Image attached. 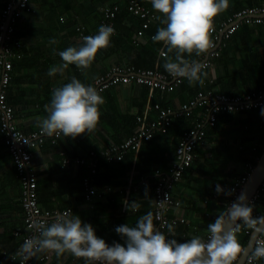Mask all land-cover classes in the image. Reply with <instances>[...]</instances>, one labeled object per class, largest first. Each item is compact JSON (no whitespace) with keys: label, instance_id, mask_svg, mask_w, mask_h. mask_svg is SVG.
<instances>
[{"label":"crops","instance_id":"obj_1","mask_svg":"<svg viewBox=\"0 0 264 264\" xmlns=\"http://www.w3.org/2000/svg\"><path fill=\"white\" fill-rule=\"evenodd\" d=\"M6 1L0 0V13ZM125 1L30 0L31 10L25 11L20 17L23 19L22 25L28 29L25 36L20 37L24 42L23 55L26 58L23 61L22 59L16 61L15 78L13 76L12 84L8 90V101L14 108L15 122L20 128H27L29 131L40 128L37 121L47 115L45 105L49 104L43 99L50 97L52 90L57 85L70 82L71 78L76 77L77 73L81 74V71L84 73L85 82H91L97 75L109 70L115 64L146 68L158 67L161 71L167 72L163 67L164 59L160 55L165 46L162 42H153L151 39L157 29L163 26L156 19L162 14L152 8L150 0H137L155 13L150 22L151 28L140 36L137 34V30L141 26L142 19L127 10L125 7L127 0ZM113 2L121 3L122 11L115 22V34L110 38V46L98 50L93 63L87 69L81 70L75 65H69L63 72L49 76L48 71L51 67L63 64L58 53L68 47H76L71 44L79 41V35L73 32L77 26L83 24L86 32L97 30L102 21L101 12L99 14L97 10L104 9L107 5H112ZM54 3H59L58 7L63 11L59 18H56L57 22L64 24L65 20L75 19L77 26L74 24L71 29L64 28L63 30H58L55 26L51 28L52 26L49 25L51 21L47 16ZM263 3L264 0H229L228 9L218 14L214 21L220 22L241 8ZM81 16L85 17L87 22L82 23ZM242 25L221 49L219 56L213 58L211 66L203 69L207 74L204 78V86H200L198 83L195 86H190L186 79H182L173 91L163 93L158 89H151L145 84L136 82L112 85L100 93L105 103L99 106L100 119L94 131L85 132L75 139L62 135L56 148L48 144L44 145L50 138L44 143L32 147L35 159L34 168L42 171L39 177L52 176L55 177V182L57 181L55 187L59 193L55 195L54 203L68 202V193L71 190L70 183H66L69 171L62 170L57 147L79 159L95 152V149L104 146L108 141H123L137 130V116L145 112L149 102L176 106L181 101L191 98L199 89H213L228 94H240L245 91L261 89L263 79L255 76L264 73V23H242ZM53 39L56 41L55 44L50 43ZM82 45L80 44V46ZM200 57L195 53L191 56L185 54V58L188 60L200 61ZM70 67L73 68L70 69ZM255 67L260 72L257 75H255ZM201 110V107H196L192 116L175 119L167 133L157 131L153 138L143 142L138 154L134 153L131 168L124 177L127 183L122 186L125 196L122 201L124 210L132 200L138 202L147 196L148 192L142 186L143 179L154 176L157 168L165 172L173 165L174 149L183 130L199 117ZM246 110H249L250 123L228 120L223 123L224 131L212 133L210 128L217 125L219 117L224 113L219 114L216 124L206 128V143L197 148L191 169L185 170L183 177L175 185L173 194L182 201L176 211L187 217L186 222L173 225L175 235L172 238L177 239L178 242H184L193 236L205 238L208 224L215 221L222 209L218 207L220 199L229 196L230 187L237 178L247 172L249 163L255 167L256 163L245 158L249 156L245 147L252 146L251 148H253L256 145L257 140L252 138L257 136L258 131L264 130V117L257 121L256 110ZM155 114V110L150 111V118H153ZM233 128L239 130L232 132ZM254 128L257 130L252 131ZM36 153L39 159L36 157ZM261 154L253 149V156H258L259 159ZM139 155L143 159H147L146 164L141 163L136 166ZM142 171L144 173L147 171L148 175L144 177ZM75 172L76 169H74ZM217 185L223 190L219 194L216 191ZM260 186H264V181ZM108 189L110 191L112 187L108 186ZM22 196L23 187L19 170L7 146L0 139V264H18L16 260L4 257V254L16 252L23 243L21 236L15 233L17 229L25 232ZM58 196L64 202L58 201ZM153 198L152 201H154ZM214 200L218 202L214 203ZM93 206V203L92 205L88 203L76 204L73 213L82 215L83 210L90 212L94 209ZM255 206L257 209L264 210V189ZM66 207L64 206V208ZM64 208L53 207L50 209L61 210ZM243 234L242 231L237 233L239 237ZM34 264H86V261L84 258L74 257L70 253L57 257L54 252H45L38 254ZM88 264H96V262H88ZM259 264H264V258L259 259Z\"/></svg>","mask_w":264,"mask_h":264},{"label":"clouds","instance_id":"obj_2","mask_svg":"<svg viewBox=\"0 0 264 264\" xmlns=\"http://www.w3.org/2000/svg\"><path fill=\"white\" fill-rule=\"evenodd\" d=\"M152 8L162 14L156 19L163 25L151 37L153 42H162L161 50L164 69L173 77L186 79L190 86H204V65L197 60H188L185 54L201 56L213 46L210 31L213 19L229 7V0H150ZM115 29L101 25L95 35L83 37L79 48L68 47L58 55L63 61L60 66L49 69L48 75L63 72L69 65L84 70L91 66L100 49L110 46ZM50 43L55 44L53 39ZM55 52V49H53ZM104 98L92 85H85L76 77L52 90L51 100L45 105L46 116L37 123L42 134L49 137L63 135L75 139L95 130L99 119V106ZM264 116V109L261 110ZM217 193L223 190L217 185ZM241 194L225 211L220 212L207 227V238L193 236L184 242L157 230L153 214L141 216L134 226L127 223L115 228L124 243L109 245L96 235L92 224L85 223L76 215L57 216L55 222L46 225L33 221L35 234L24 240L17 256L21 264L40 253L54 252L57 257L70 253L96 264H238L241 256L252 259L264 258V216L253 217L252 207ZM129 211V205H126ZM132 209L139 207L133 203ZM168 233L174 237V226L167 224ZM244 227L251 231L253 239L245 247L237 233ZM14 259V258H13Z\"/></svg>","mask_w":264,"mask_h":264},{"label":"built area","instance_id":"obj_3","mask_svg":"<svg viewBox=\"0 0 264 264\" xmlns=\"http://www.w3.org/2000/svg\"><path fill=\"white\" fill-rule=\"evenodd\" d=\"M126 6L130 12L140 16L142 19L137 34L143 35L146 28L150 26L155 13L137 0H127ZM119 7L120 3L118 2L107 5L104 8V16L102 17L100 26L110 25L115 29L114 20ZM30 10V0H19L18 3L17 0H7L0 13V139L7 146L19 170L23 187L21 203L25 214V232L23 233L20 229L15 231L16 235L21 236L23 242L35 234V229L32 227L33 221H40L46 225H50L52 222H55L57 216L71 214L70 208L51 210L40 205L38 200L37 173L32 163L33 152L31 148L44 143L49 136L42 134L40 128L32 131H25L20 128L15 122L14 108L8 102V90L13 80V60L21 57L19 50L21 43L14 38V33L19 17L25 11ZM242 23H264V3L241 8L220 22H215L213 19L210 31V39L213 46L207 53L201 55L199 61L204 65L203 69L211 66L213 58L219 56L221 49L227 44ZM98 29L93 32H86L83 24L78 25L79 39L83 41L84 36L95 35ZM181 81L182 79L173 78L168 72L161 71L158 67L146 68L115 64L107 72L95 77L88 85L95 87L100 94L112 85L136 82L166 93L173 91ZM262 83L263 87L258 91H245L240 94H228L213 89H199L191 98L181 101L176 106H165L158 102H149L146 105L145 112L137 116V130L123 141H109L104 147L102 154L108 161L121 160L131 151L138 154L143 142L153 138L157 131L167 133L175 119L190 117L193 115L196 107L202 108L199 117L183 130L174 149L173 165L168 171L164 172L157 168L154 172V177H157L153 201V214L156 222L154 226L167 237L172 238V234L167 231V224L176 225L187 221L185 215L176 211L181 206L182 201L179 197L174 196L173 189L183 177L186 168L194 162L197 148L206 143V128L214 126L221 113L263 106L264 79ZM152 110H155L156 114L153 118H150V111ZM61 136L54 135L50 139L52 142H56ZM253 149L257 151L256 145L253 146ZM61 154L64 155V163L68 162L69 156L66 152L61 151ZM94 154L95 152H91L92 156ZM77 161L83 162L84 159L79 158ZM248 165L247 172L237 178L230 187L228 192L230 197L229 202L220 212L225 211L234 202L236 196L249 178L254 166L251 163ZM90 167L92 172L97 171L98 163L95 158L90 161ZM142 183H147V179H143ZM84 185L86 188V200L92 205L97 190L90 182L89 177L85 178ZM263 189L264 186H260L249 200L248 205L253 209V217L264 216V210L257 209L255 206ZM240 231L245 234H251V231L244 227ZM257 238L264 239V236ZM17 252L18 250L11 254L5 253L4 257H9L11 260H16L18 264H21V257L17 256ZM35 258L28 260L26 264H34ZM243 264H259V260L252 259L249 255Z\"/></svg>","mask_w":264,"mask_h":264},{"label":"trees","instance_id":"obj_4","mask_svg":"<svg viewBox=\"0 0 264 264\" xmlns=\"http://www.w3.org/2000/svg\"><path fill=\"white\" fill-rule=\"evenodd\" d=\"M58 6H59V3H54L53 6H51L50 14H48V16H47L48 19L51 21L49 23V25L52 26L51 28H53V26L57 27L58 30H61V29L63 30L64 28H70L71 29V27H73V25L76 23V20L75 19L65 20L64 24H59L60 22H57L56 18L58 19L60 13H62L63 11ZM125 7L127 8V6H125ZM127 10H128V8H127ZM65 11L67 12L68 10H65ZM121 11L122 10H121V3H120V7L117 11V15H116L115 20H114L115 22H117ZM100 12H101V18H102L104 16V9L97 10V13L100 14ZM20 17L18 20L19 25L17 23V26H16V30H17V28H18V30L17 31L15 30L14 38L16 40L20 41V43H21V45L19 47L21 57H20V59L19 58L14 59L15 61L13 60L12 75L14 76V78H15L14 68L16 65V61L21 60V59L23 61L26 58V56L23 55V51H24L23 50V43L24 42H23V39H21L20 37L25 36V33H27L28 29L24 28V26L22 25L23 19H21ZM80 20L82 21V23L87 22V20L83 16L80 17ZM243 24H246V23H243ZM74 26H77V24H75ZM151 26L152 25L150 24V26L148 28H146V30L148 31L151 28ZM241 26H243V25L241 24ZM146 30L144 31V33L146 32ZM73 32L79 35V32L77 29L74 30ZM32 33L35 34V32H32ZM79 43L83 44V41H81L79 39L78 43L72 42L71 46L75 45L77 48H79L80 47ZM72 68L73 67H70V69H72ZM105 72H107V71H105ZM105 72H103V73H105ZM258 73H260V72L255 67V75H257ZM83 74L84 73L82 71H81V74L77 73L76 78L79 79L85 85H88L90 83V81L85 82L86 80H85V77ZM99 75H101V74H99ZM255 77L256 78L260 77L261 79H264V73L262 72V73H260V75L255 76ZM65 83H68V82L61 83V84L57 85V87L62 86ZM229 93H232V92H229ZM43 100L50 103L51 96L50 97L48 96V98H45ZM262 109H264V105L253 109V110H256V113H257L256 120L257 121H259V119L261 120V118L264 117L261 115ZM218 120L219 121H217V125H215V127L210 128V131L212 133L213 132L218 133L220 131H224L225 128L223 126V123L225 121H228V120L241 121L240 123H242V122L250 123L249 122V110L248 111L247 110H241V111L224 112V114L221 117H219ZM255 123H257V122H255ZM258 123H260V122H258ZM23 130L29 131L27 128H25ZM237 130H239V129L233 128L232 132L237 131ZM255 130H257V128H254V130H252V131H255ZM48 138H50V137H47L46 140ZM60 138L56 142H52V140L49 139L44 143V145L48 144V145L56 148L57 143L59 142ZM252 139L257 140L256 150L259 151V153L261 154L264 151V130L261 132L258 131L257 136H253ZM106 144L104 146H101V147H98L97 149H95V154L93 156L90 153L87 156H85L83 158L84 159L83 162L77 161V158H75L74 156H72L71 154L66 152V154L69 156V161L64 163V155L61 154V149L59 147H57L58 148V156L60 157L59 164L62 167V170L69 171V173H68L69 175H67V176L70 179H68L66 177V181H67L66 183L69 182L71 185V190L68 193L69 194L68 202H64V200L59 196L57 197L58 201H63L65 204L62 202L54 203V201H53V199L56 197L55 195L59 193V192H57L56 187H55L56 182H57V181L55 182V177L54 178L52 176L51 177L47 176V178L39 177V174H41L42 171L39 169H37V170L35 169V171L37 173L38 200H39L40 205L44 208H47V209H50L53 207L64 208V206H67L66 208H70L72 216H76L73 213V211H74L73 208H75L74 206L76 204H79V203L80 204H85V203L90 204L86 200V197H85L86 188L84 185L85 178L89 177L90 182L93 184V186L97 190V193L95 194V197L93 200L94 209L90 212H87V211L84 212L85 210H83L82 215L78 214V216L81 218V220L83 222L92 224L93 228L95 229L96 235L100 238H103L109 245H111L114 241L124 243V240L122 239V237L115 232V228L117 226L122 225V224H126V223L129 226H134L136 221L141 216L147 214L148 212H151L153 214V210H154L153 209V203L154 202L152 201V198L154 197V186H155L157 177H154L152 175L147 179V183H143V184L141 183L142 186L144 187V189H146V191L148 192L147 196L145 197V199L139 200L138 202H136V201L133 202V200H132L128 204L129 205V211L127 209L124 210L122 201H123L125 196H124V191H122V189H123L122 186L127 183L126 178L124 179V177H125V174L131 168V164L133 163L132 161H133L134 152L131 151V152L127 153L124 156V158H122L121 160L108 161L102 154V151H103L104 147L106 146ZM251 147L252 146H246L245 147V150L247 151V153L249 155L248 157L246 156L245 158L251 159L254 163H257L258 156H256V157L253 156V148H251ZM35 155L39 159V157L37 156V153ZM94 158L97 160V163H98V168H97L96 172H92L90 169L91 168L90 167V161ZM33 162L35 163L34 156L32 159V163ZM146 162H147V159H143V157H141L139 155V157L137 158V161H136V166L137 165L139 166V164H141V163L146 164ZM150 164H153V163H150ZM155 165H154V167H156ZM191 166L186 168V170L191 169L190 168ZM74 169H76L75 173H74ZM146 172L147 171H145V173H144L142 171V173L144 174L143 175L144 177L146 175H148V173H146ZM108 186L112 187V189L110 191H108L109 190ZM49 192L51 193L50 197H49ZM104 196H105V198L103 199ZM229 199H230L229 196H225V197H222L220 199L221 200L220 202H218L217 200H214V203L215 202L220 203L218 205V207L223 209L226 207V204L229 202ZM133 203L139 205V207L136 208L135 210H133L131 207V205ZM153 220H154V225H155L156 222L154 219V214H153ZM238 239L240 240L242 245H245L249 239V234L244 233L241 237L238 236Z\"/></svg>","mask_w":264,"mask_h":264},{"label":"water","instance_id":"obj_5","mask_svg":"<svg viewBox=\"0 0 264 264\" xmlns=\"http://www.w3.org/2000/svg\"><path fill=\"white\" fill-rule=\"evenodd\" d=\"M19 0H17V3ZM264 181V151L262 152L261 156L259 157L253 171L251 172L249 178L243 185L242 189L240 190L239 194L236 196L235 201H237V198L241 194H246L247 200L245 201L246 203H249V200L253 197L255 192L258 190L260 187L261 183ZM253 239L252 233L250 234L248 243L245 247L249 245L250 240ZM246 257L241 256L238 259V264H243L245 261Z\"/></svg>","mask_w":264,"mask_h":264},{"label":"bare ground","instance_id":"obj_6","mask_svg":"<svg viewBox=\"0 0 264 264\" xmlns=\"http://www.w3.org/2000/svg\"><path fill=\"white\" fill-rule=\"evenodd\" d=\"M98 76V75H97ZM38 183V182H37ZM87 205V204H86Z\"/></svg>","mask_w":264,"mask_h":264}]
</instances>
